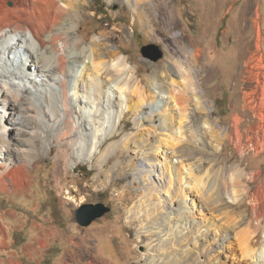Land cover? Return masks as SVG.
<instances>
[{
    "label": "bare ground",
    "instance_id": "obj_1",
    "mask_svg": "<svg viewBox=\"0 0 264 264\" xmlns=\"http://www.w3.org/2000/svg\"><path fill=\"white\" fill-rule=\"evenodd\" d=\"M82 1L0 0V189L18 193L30 186L37 160L54 149L56 160L67 170L79 161L94 162L98 157L107 184L133 176L137 200L126 202L127 223L138 224V239L146 249L145 264H167L177 248L182 249L178 247L181 242L186 243L185 264H206L201 260L202 250L192 247L200 240L208 244L213 233L204 209L214 215L219 205L229 204L240 211L244 208L239 215L246 228L236 236L244 245L241 252L248 259L246 264H264L263 171L249 172L248 167L242 168L244 162L228 166V158H218L226 140L240 153H264V22L260 9L253 10L255 41L242 60L246 69L243 80L256 83L244 93V108L258 121L244 130V118L236 114L232 133L211 134L212 129L213 158L203 175L198 164L187 162L194 157L187 142L202 127L192 118V104L199 99L194 67L203 48L192 46L186 56L189 60L169 56L140 75L119 48L106 49L107 43L100 39L90 42L89 48L84 45L78 21ZM126 3L149 34L156 29L148 5L167 14L161 20L173 26V11L165 0ZM173 39L179 43V35ZM182 51L178 45L176 53ZM134 96L138 100L133 101ZM128 116H135V135L126 133ZM146 123L150 125L147 130L143 128ZM152 136H156L154 143L150 142ZM115 152L119 161L111 165L115 158L110 155ZM55 181L58 184L61 179ZM196 191L204 201L191 196ZM125 194L123 189L119 195ZM197 210L203 215L201 222H195ZM230 212L223 213L236 227ZM196 223L203 226L198 230ZM195 253L200 255L198 260L193 258Z\"/></svg>",
    "mask_w": 264,
    "mask_h": 264
},
{
    "label": "rangeland",
    "instance_id": "obj_2",
    "mask_svg": "<svg viewBox=\"0 0 264 264\" xmlns=\"http://www.w3.org/2000/svg\"><path fill=\"white\" fill-rule=\"evenodd\" d=\"M165 1L173 11V26L169 27L167 22L161 20L167 14L148 5L156 29L149 34L142 30L126 0H112L110 4L107 0H83L80 6L81 16L78 17L81 23L79 35L85 37L84 45L87 48L95 42L94 39L107 43L106 49L119 48L130 57V62L139 69L140 75L151 72L153 66L166 62L169 56L189 60L186 57L189 50L197 46L203 48L198 64L194 67L199 99L192 104V118L202 127H197L199 131H193L192 142H187V145L191 144L192 156L194 155L187 162L198 164L201 170L199 172L204 175L210 165L208 161L213 158L211 134L214 131L224 133V130L232 133L233 117L236 114L244 118V130L258 121L250 110L244 108V93L256 86V83L243 80L246 69L242 60L255 41L253 20L256 14L253 10L260 9L264 22V0ZM132 2L135 3L136 0ZM96 10L102 13L98 15ZM177 35L179 43L173 39ZM148 44L160 47L163 57L158 61L144 57L141 48ZM178 45H182L184 49L180 54L176 53ZM136 100L138 96H134L133 101ZM145 111L148 113L150 109ZM85 112L89 116L93 115L91 111ZM133 117H127L126 133L129 135L136 134L135 116ZM148 127L150 125L147 123L143 125L146 130ZM155 137L152 136L150 142L154 143ZM223 152L218 158H228L226 165L239 162L242 165L244 162L242 168L248 167L249 172L263 171L264 181V153L259 156L254 151L240 153L229 140L225 141ZM55 154L54 149L37 160L31 170L30 186L18 193L0 189V264H145L142 256L146 249L138 239V224L127 223L129 206L126 202L128 199L137 200L133 176L119 177L116 182L107 184L98 165V157L94 162L79 161L77 166L67 170L56 160ZM110 157L115 158L111 165L119 161L116 152ZM202 163L206 164L202 166ZM56 177L61 179L58 184ZM256 184L258 183L254 186ZM9 187L12 189V184ZM123 189H126V194L121 196L119 194ZM197 193H191V196L198 202L202 201V195ZM97 203L105 204L111 211L89 226H81L76 221V210L82 205ZM219 208L213 213L215 216L204 209L208 213L205 216L208 218L206 223L213 224L214 228L210 231L213 233L208 244L200 240L192 247L197 251L202 250L204 258L201 260L206 264H246L248 259L241 252L244 245L237 237L246 228V224L240 219L244 208L240 211L232 204L222 205V208L219 205ZM192 209H195L193 205ZM226 210L232 212L230 214L236 220V227L231 226L233 221L228 220L223 213ZM197 211L195 222H201L203 215ZM249 211L252 209L249 208ZM216 214H219V218ZM212 216L214 220H211ZM195 225L198 230L203 226L200 223ZM43 239L47 241L42 243ZM181 243L178 247L182 249L177 248L174 257L172 255L167 264H185L188 255L184 252L186 243ZM221 243L222 248L218 246ZM84 251H88L89 255H83ZM193 258L198 260L200 255L195 253Z\"/></svg>",
    "mask_w": 264,
    "mask_h": 264
},
{
    "label": "water",
    "instance_id": "obj_3",
    "mask_svg": "<svg viewBox=\"0 0 264 264\" xmlns=\"http://www.w3.org/2000/svg\"><path fill=\"white\" fill-rule=\"evenodd\" d=\"M141 53L144 57L153 61H158L163 57V52L160 47L154 44H148L141 48ZM111 211V208L103 203L85 204L78 208L75 212L76 221L81 226H89L93 221L103 217Z\"/></svg>",
    "mask_w": 264,
    "mask_h": 264
},
{
    "label": "trees",
    "instance_id": "obj_4",
    "mask_svg": "<svg viewBox=\"0 0 264 264\" xmlns=\"http://www.w3.org/2000/svg\"><path fill=\"white\" fill-rule=\"evenodd\" d=\"M96 11H97V14H98V15L102 13V12H99L98 10H96Z\"/></svg>",
    "mask_w": 264,
    "mask_h": 264
}]
</instances>
